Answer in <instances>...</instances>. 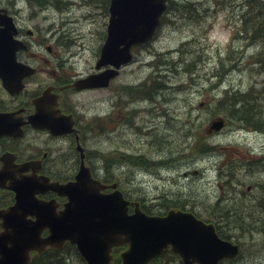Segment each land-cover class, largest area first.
Here are the masks:
<instances>
[{"label":"rangeland","instance_id":"1","mask_svg":"<svg viewBox=\"0 0 264 264\" xmlns=\"http://www.w3.org/2000/svg\"><path fill=\"white\" fill-rule=\"evenodd\" d=\"M7 1H13L9 6L19 23L35 30L37 40H44L41 46L34 42L35 48L44 50L48 43L57 44V55L67 57L78 71L88 73L93 69L98 47L106 33L108 0H61L60 4L44 7L28 0H0V3ZM178 1H191L192 8L179 7L168 13L150 44L136 49L135 60L122 68L113 82L114 89L86 90L75 95L73 102L81 106L88 117L109 110L114 114V131L106 128L102 134L87 133L83 145L102 154L94 157V166L101 173H104L107 158L102 150L146 154L155 160L154 164L123 162L112 168V174L119 176L121 187L129 198H141L153 211L163 210L166 199L180 201L207 219H210L209 211L214 213L219 207L225 229L231 232L232 239L242 244L241 255L232 264H264V132L231 118L226 127L206 138L208 144L215 146L211 152L192 154L191 147L184 146L192 133L200 132L207 124L210 113L205 105L215 106L225 89L255 93L264 110V94L261 93L264 74L255 69L257 63H254L258 52L264 48V25L252 31L249 17L247 36L230 39L229 28L233 23L240 27L238 15L246 10V0ZM250 1L257 4L259 8H253V12L257 11L259 19L263 20L261 3ZM179 48L184 51L182 55L177 52ZM228 48H235L231 54L234 62L229 68L227 61L226 66L220 67L219 59ZM152 52L163 53L162 60L170 58L167 52L172 53L175 60L193 59L192 72L185 71L182 63L166 64L165 76L161 69L155 77L158 87L153 99H143L145 95L131 93L128 88L118 91L120 83L136 84L145 79L151 70L146 64ZM38 77L44 78V75ZM216 81L215 87H210ZM165 82L170 88L164 86ZM178 84L181 87L178 88ZM115 101L119 103L117 112ZM125 108L139 110L131 122L122 121ZM223 110L230 115L227 105ZM186 112L194 117L189 123L183 121ZM193 122L197 126L190 128ZM183 151L191 155L180 160L170 157ZM225 163L226 168H222L220 176L219 165ZM236 210L237 218H243L247 224L231 230L224 216L230 217ZM68 253L64 264H82L73 250ZM153 264L180 262L169 254Z\"/></svg>","mask_w":264,"mask_h":264},{"label":"water","instance_id":"2","mask_svg":"<svg viewBox=\"0 0 264 264\" xmlns=\"http://www.w3.org/2000/svg\"><path fill=\"white\" fill-rule=\"evenodd\" d=\"M165 8L166 0H111L107 35L96 68L111 64L115 69L107 68L79 79L76 87L108 85L117 69L132 59L133 47L151 38ZM15 33L12 17L0 8V77L11 93L19 91L22 78L34 71L16 61V51L26 46L14 38ZM42 97L35 100L36 112L28 121L52 133H56V127L59 132L71 130L60 128L62 122L54 113L45 116L47 104L41 101ZM16 123L11 113H0V135L19 136ZM223 124L222 119H217L209 127L218 130ZM77 148L82 151V163L74 180L60 183L46 176H31L10 184L16 201L0 209V264H29L32 251L41 252L47 246L59 248L66 241L76 244L87 264H111L112 247L126 243L128 247L120 253L121 264H147L169 245L184 264H217L238 253V245L220 238L213 223L204 222L189 211L171 209L163 216L149 215L136 202L129 213V201L116 184H104L94 178L84 165L82 147ZM110 186L112 191H102ZM46 190L67 196L63 209L57 210L53 199L46 201L36 196ZM46 229L48 234L43 236Z\"/></svg>","mask_w":264,"mask_h":264},{"label":"flooded vegetation","instance_id":"3","mask_svg":"<svg viewBox=\"0 0 264 264\" xmlns=\"http://www.w3.org/2000/svg\"><path fill=\"white\" fill-rule=\"evenodd\" d=\"M36 32L19 25L18 37L23 39L28 48L19 53V60L31 64L36 72L25 77L23 89L16 95L8 94L1 85L0 80V111L11 112L13 119L21 124L22 136L7 135L0 137V170L5 168V183L19 180L20 177L46 175L53 179H70L74 177L80 166V153L76 149V135L79 141L84 135L85 117L82 111L77 110L73 99L78 92L75 90L73 80L83 75L76 67L68 62V58L56 55L45 56L41 50L35 48L34 42L39 46L42 41L37 40ZM35 38V41H32ZM35 49V50H33ZM52 53V47L48 46ZM38 75H44L39 78ZM48 89L47 107L45 116L50 115L53 107L50 105L53 96L58 101V114L67 117L64 123L68 125L73 120L74 131L63 135H53L46 129L34 128L27 122V118L36 112L33 99ZM96 117L100 114L96 113ZM15 124V125H16ZM74 154V156L72 155ZM44 198L56 197L62 207L65 198L56 196L54 192L47 191ZM14 200V193L10 189L0 188V207H5Z\"/></svg>","mask_w":264,"mask_h":264},{"label":"trees","instance_id":"4","mask_svg":"<svg viewBox=\"0 0 264 264\" xmlns=\"http://www.w3.org/2000/svg\"><path fill=\"white\" fill-rule=\"evenodd\" d=\"M31 4H36L38 6H48L50 4H60L61 0H28ZM261 3V9L264 11V0H258ZM63 2V1H61ZM187 4V2L178 3L173 0H169L168 9H176L180 6H183ZM247 8L243 15V29L247 33L248 30L246 28V23L249 19V22L252 26V31H258L261 26L264 25V19L260 20L259 16H257V11L253 12V8H259L257 4H253L252 1L246 0ZM60 7V6H58ZM187 7V5H185ZM254 34L250 33V36H253ZM257 63L261 70L264 71V48L261 49L257 54ZM157 89V84L153 83V86H144L143 90L140 91V88L133 87L132 90L133 93H136L135 91H138V94L147 95V96H154V91ZM262 91H264V82L262 86ZM248 94H245V92L234 90L230 92L229 89H225L224 93L219 98V102L215 104L214 107L209 108L210 115H216L219 112H224V105H227V109L230 110V116L236 121L243 122L247 125H252L257 128L264 127V110L261 107L260 104L257 102V97L254 95L255 93H252L251 91H247ZM262 93V92H261ZM263 94V93H262ZM256 97V100L254 98ZM186 117V121L189 123L193 119L191 118V115ZM191 125V124H190ZM187 144H185V147L189 148V145L191 146V151L193 152H199V151H205L208 149H212V146H209V144L204 140V136L198 135L197 137H194L193 140H187ZM207 147V148H206ZM182 151V150H181ZM106 158V165L108 174L111 175L112 168L114 166L123 165L124 163H117V162H127L132 164H154L155 160H151L147 157L144 153H125L121 152L118 153L117 151H103ZM184 153V151H183ZM100 154V153H99ZM188 155V152L185 153ZM102 155V154H101ZM171 157V156H170ZM116 162L115 164L110 168V166ZM114 180V178H113ZM106 182H109L108 178H105ZM142 200V199H141ZM172 202H169L167 204H170ZM165 204V202H164ZM166 204V205H167ZM142 208L148 212V213H162L161 211H153L150 207H148L146 204H144L141 201ZM169 207V206H168ZM214 214L220 219H222V209L219 207H216L214 209ZM225 221L227 222L226 225L231 228H238L240 225H246L243 221V218L238 219L237 218V210L234 214H232L230 217L224 216ZM217 229L221 236L228 237L230 236L231 232L227 231L224 227V225H221L217 223ZM249 230V227H247ZM71 250H73L80 258V261L82 264H85L84 260L80 257L78 252L76 251L75 247L72 244L67 243L63 248L61 249H55V248H47L42 253H36L34 252L32 255V259L30 264H64L66 263V259L68 260L69 253ZM119 249L116 248L114 251V264L119 263V257H118ZM157 259H155L151 264H153ZM235 260H227L225 264H232Z\"/></svg>","mask_w":264,"mask_h":264},{"label":"bare ground","instance_id":"5","mask_svg":"<svg viewBox=\"0 0 264 264\" xmlns=\"http://www.w3.org/2000/svg\"><path fill=\"white\" fill-rule=\"evenodd\" d=\"M235 50V48H234ZM234 50H232V52H234ZM157 87H158V83H157ZM154 93H156V91H154ZM74 156V154H72ZM75 157V156H74ZM171 158H177V159H185L187 158V156L185 155V153H179L177 155H172Z\"/></svg>","mask_w":264,"mask_h":264}]
</instances>
